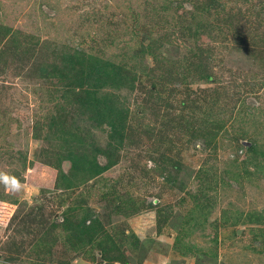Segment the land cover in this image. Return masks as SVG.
Wrapping results in <instances>:
<instances>
[{"label": "rangeland", "instance_id": "obj_1", "mask_svg": "<svg viewBox=\"0 0 264 264\" xmlns=\"http://www.w3.org/2000/svg\"><path fill=\"white\" fill-rule=\"evenodd\" d=\"M0 172V264H264V0H0Z\"/></svg>", "mask_w": 264, "mask_h": 264}, {"label": "trees", "instance_id": "obj_2", "mask_svg": "<svg viewBox=\"0 0 264 264\" xmlns=\"http://www.w3.org/2000/svg\"><path fill=\"white\" fill-rule=\"evenodd\" d=\"M67 61L75 60L70 54L67 55ZM78 59V57H77ZM110 65V67H109ZM119 71L116 70L114 64L109 63L107 60L100 58L90 57L83 67L78 72L79 79L77 84L83 86L84 94V108L90 117L95 120V123L104 125L109 129L110 135H114V131L117 130L120 122L123 121L120 116L121 109L116 105V100L112 97V100L106 96L96 95V91L104 86L115 87L120 84L124 79L118 75ZM115 100V101H114ZM114 104H112L111 102ZM67 159L71 162V165L78 164L81 161L84 165L89 164V159H81L79 156H75L73 153L67 155ZM94 172H100L101 165L95 162ZM74 167V166H73ZM102 169V168H101Z\"/></svg>", "mask_w": 264, "mask_h": 264}, {"label": "clouds", "instance_id": "obj_3", "mask_svg": "<svg viewBox=\"0 0 264 264\" xmlns=\"http://www.w3.org/2000/svg\"><path fill=\"white\" fill-rule=\"evenodd\" d=\"M0 184L13 192H19L23 187L18 177L6 172H0Z\"/></svg>", "mask_w": 264, "mask_h": 264}]
</instances>
